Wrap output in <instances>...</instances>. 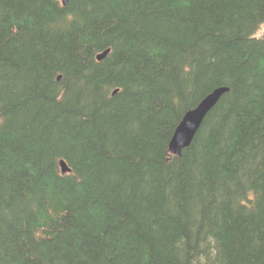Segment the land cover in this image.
Returning a JSON list of instances; mask_svg holds the SVG:
<instances>
[{
    "label": "trees",
    "instance_id": "16d2710c",
    "mask_svg": "<svg viewBox=\"0 0 264 264\" xmlns=\"http://www.w3.org/2000/svg\"><path fill=\"white\" fill-rule=\"evenodd\" d=\"M262 24L264 0H0V264H264Z\"/></svg>",
    "mask_w": 264,
    "mask_h": 264
},
{
    "label": "water",
    "instance_id": "95a60500",
    "mask_svg": "<svg viewBox=\"0 0 264 264\" xmlns=\"http://www.w3.org/2000/svg\"><path fill=\"white\" fill-rule=\"evenodd\" d=\"M68 0H62L63 4H66ZM109 52V49L98 53L97 59H102ZM227 90L225 87H219L208 93L202 100L192 109L188 110L182 120L179 122L177 131L173 138V145L170 152L175 155H180L182 149L187 147L190 140L193 138L198 126L200 125L203 117L208 110L217 102L221 94ZM60 167L62 172L70 171V168L66 165L64 160H60Z\"/></svg>",
    "mask_w": 264,
    "mask_h": 264
},
{
    "label": "bare ground",
    "instance_id": "6f19581e",
    "mask_svg": "<svg viewBox=\"0 0 264 264\" xmlns=\"http://www.w3.org/2000/svg\"><path fill=\"white\" fill-rule=\"evenodd\" d=\"M107 54H108V53H107ZM98 60H99V59H98ZM221 87H225V86H221ZM217 88H219V87H217ZM225 88H227V87H225ZM215 89H216V88H215ZM115 91H116V90H115ZM115 91H114V92H115ZM225 91H226V90H225ZM225 91H224V92H225ZM221 95H222V94H221ZM219 98H220V97H219ZM218 100H219V99H218ZM218 100H217V101H218ZM216 103H217V102H216ZM216 103H215V104H216ZM215 104H214V105H215ZM214 105H213V106H214ZM213 106H212V107H213ZM212 107H211V108H212ZM193 108H194V107H193ZM211 108H210V109H211ZM210 109H209V110H210ZM209 110H208V111H209ZM207 113H208V112H207ZM207 113H206V114H207ZM206 114H205V116H206ZM183 116H184V115H183ZM205 116H204V117H205ZM204 117H203V119H204ZM182 118H183V117H182ZM203 119H202V121H203ZM181 120H182V119H181ZM181 120H180V121H181ZM202 121H201V123H202ZM201 123H200V125H201ZM178 125H179V123H178ZM178 125L176 126V128H175V130H174V133H173V135H172V137H171V140H170V142H169V149H171V147H172V145H173V138H174L175 133H176V131H177V127H178ZM200 125L198 126V128L200 127ZM198 128H197V130H198ZM197 130H196V132H197ZM196 132H195V134H196ZM195 134H194V135H195ZM193 137H194V136H193ZM192 139H193V138H192ZM192 139L190 140V143H191ZM190 143H189V144H190ZM185 148H186V147H185ZM182 150H183V149H182ZM67 166H68V165H67ZM70 169H71V168H70Z\"/></svg>",
    "mask_w": 264,
    "mask_h": 264
},
{
    "label": "clouds",
    "instance_id": "9594fccd",
    "mask_svg": "<svg viewBox=\"0 0 264 264\" xmlns=\"http://www.w3.org/2000/svg\"><path fill=\"white\" fill-rule=\"evenodd\" d=\"M260 32H264V24H262V25L260 26L259 31L256 33V36H257V37L259 36Z\"/></svg>",
    "mask_w": 264,
    "mask_h": 264
}]
</instances>
